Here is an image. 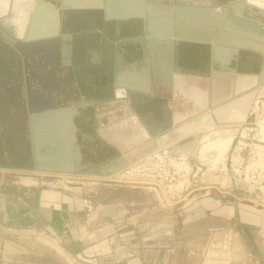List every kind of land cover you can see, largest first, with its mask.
Segmentation results:
<instances>
[{"label":"flooded vegetation","instance_id":"af4514ba","mask_svg":"<svg viewBox=\"0 0 264 264\" xmlns=\"http://www.w3.org/2000/svg\"><path fill=\"white\" fill-rule=\"evenodd\" d=\"M30 1H42L57 11L59 30L51 31V38L25 42L9 25L15 0H10L9 12L0 16V168L24 170L35 164L31 122L40 111L76 110L77 144L83 160L95 167L120 155L127 158L119 151L123 146L119 138L112 131L105 132L111 126H122L119 122L131 118L149 133L147 128L156 131L169 115L174 117L173 88L166 86L164 74L157 77L151 98L137 111L121 109L122 99L112 93L118 55L124 69L131 70L139 62L147 70L141 64L148 57L143 48V21H108L103 15L90 17L84 11L63 13L58 0ZM190 49L182 48L177 65L207 74L205 50Z\"/></svg>","mask_w":264,"mask_h":264},{"label":"water","instance_id":"95a60500","mask_svg":"<svg viewBox=\"0 0 264 264\" xmlns=\"http://www.w3.org/2000/svg\"><path fill=\"white\" fill-rule=\"evenodd\" d=\"M180 1L58 0L63 13L84 11L90 17L96 14L103 15L108 21H143L146 31L143 48L145 53H148V57L141 64H145L147 70L144 72V69L140 68L139 62L134 63L131 70L124 69L121 56H117V76L112 93H116L114 95L117 100L122 99L124 108L121 109H124V111H130L131 109L137 111L140 105H145L146 100L151 98L152 87L158 85L156 79L161 74L166 75V86L174 89L175 84L177 85L178 83L176 80L178 77L183 78L191 75L207 78L209 75L211 76V72L212 76L222 73L220 70L217 71V66L223 65V62L227 64L235 62L239 50H250L264 55V4L262 6L257 5L252 3L251 0H202L208 1L212 5L210 8H203L184 7L181 6ZM262 2L264 3L263 0ZM49 6V4L46 5L42 1L31 6L28 21L22 30V40H25V42L45 40L53 36L50 34L51 31L55 30L57 33L59 30V13L53 11L52 7L50 9ZM2 8L3 5L0 1V11ZM257 21L261 23L258 24ZM194 30L200 31V33L197 34ZM225 34H230L231 36L228 38ZM238 37L245 39V42L239 40ZM252 42H258L260 46ZM183 47L205 50L208 58L207 74L185 71L177 65L179 54ZM211 66L213 67L212 71ZM263 85L264 67L257 82H254L253 79H248L246 83L247 91ZM205 96L208 97V94H205ZM186 98L189 99L188 97ZM189 100L194 104L191 99ZM261 100V98L258 99L257 104ZM195 107L201 109L199 113L209 112L214 115L211 106L207 102L200 106L195 105ZM75 111V109L46 113H44L45 111H40L41 115L32 117L31 129L35 160V164L31 166L33 170L46 175H81L96 178L124 176L123 178L128 179L138 177L162 184L163 177L160 173L150 174L152 169L155 172L157 171L156 166L147 170V164H141L140 162L136 168H131L128 159L124 155H120L119 158L97 167L86 163L77 144L76 127L73 121ZM97 111L95 109V112ZM174 118L175 116L169 115L162 127L156 131L147 128L149 133L137 123H134L132 119H130V124L137 140L147 135L155 138L162 134L171 133L173 129L186 123L191 117H184L180 122H175ZM140 127L142 129L138 130ZM143 131L146 134H142ZM168 148L161 149L160 151L163 152L160 156L157 154L151 155L150 160H156L155 165H161L158 162L161 157L173 158V154L168 152ZM177 157L179 158L176 160L181 161L182 166L185 167V158L183 156ZM19 179L25 184L50 185L64 190H67L64 186L68 187L71 184L69 182L66 183L64 180H43L33 177ZM184 184L185 182L173 185L163 183L162 185L168 190V193L173 192V190L182 193ZM242 184L245 186L244 190L248 187L247 192L249 194L257 195L259 192L261 194L259 197H264V186L257 188L253 184ZM85 195V199L88 200L90 197ZM208 195H210V192L206 193V196ZM31 231L34 236L38 237L37 241L56 251L67 264H84L65 247L49 240L45 233L37 230ZM172 235L171 232H168L156 237ZM154 238L155 236L142 238L130 242L129 245L150 242ZM44 240H47V243ZM261 252L264 256V248Z\"/></svg>","mask_w":264,"mask_h":264},{"label":"rangeland","instance_id":"374dc122","mask_svg":"<svg viewBox=\"0 0 264 264\" xmlns=\"http://www.w3.org/2000/svg\"><path fill=\"white\" fill-rule=\"evenodd\" d=\"M176 80L182 85L180 87L177 83L173 89L175 98L172 100V111L174 116L191 117L186 123L178 125L171 133L162 137L153 138L147 135L137 140L130 124L131 118H124L122 122H119L122 126H111L105 132L110 134L112 131L111 133L119 138L120 143L123 144L119 151L127 155L131 168H136L140 162L147 164V170L154 168L157 161L150 160V156L162 155L163 151L160 150L166 147H169L168 152L173 154L172 160L179 162L176 160L179 158L177 156H183L186 165L183 166L181 176L175 183L185 182L182 193L175 190L168 193L161 183L138 177L128 179L121 176L96 178L81 175H46L36 172L31 167H26L24 170L0 168V178L5 177L9 181H16L19 178L39 176L43 180H64L66 183H71L68 187L64 186L67 190L86 191L85 196L90 197L88 201L93 205L96 203L119 204L121 210L125 211L123 216L126 222L136 228L133 241L155 236L150 242L133 245L141 248L151 247L149 253L151 256H145L148 264H164L166 259H168L167 264H175L177 240H179L178 243L183 242L184 252L191 256L192 251L197 249L199 241L207 238L214 239L215 249L213 251L222 253L221 255L215 253L217 257H214L215 260L212 261L220 259V264L225 262L229 259L228 248L231 249L233 244L237 246L236 243L239 241L238 237L229 236L230 231L227 227L229 223L239 225L238 212L246 206L260 210L264 208V197L246 196L244 184L234 178L230 160L233 157V148L238 142V136L233 141L231 151L227 150L225 154L223 150L226 143L231 145L233 133H239L237 130L241 118L242 120L246 118L248 110L256 102L254 100L256 94L255 91H250L234 100L230 104L242 101L233 104L236 109H230L229 115L226 111H219L217 117L220 120H217L215 115L209 112L199 113L201 109L195 107L183 95L192 88H198L210 96V81L207 78L198 79L186 76L178 77ZM184 82H186L185 88L183 87ZM244 100H247L245 107ZM230 104L221 108H227ZM234 116L238 119L230 120ZM137 125L141 126V124ZM141 127L138 130H141ZM207 192H210V195L206 196ZM207 200L216 202L217 208L210 209V211L205 209L204 202ZM225 208H231L236 213L230 220L231 215H225L222 212ZM213 223L215 227L207 226ZM168 232L173 235L156 237ZM45 236L63 246L56 238L47 234ZM37 238L31 230L27 232L8 230L6 235L2 233L0 236L7 247L20 254L24 264H67L56 251L37 241ZM165 248L172 252L169 253L168 258H160L161 253L159 254L158 251L166 250ZM224 248L227 249L225 252ZM75 257L84 264H98L84 262L76 255Z\"/></svg>","mask_w":264,"mask_h":264},{"label":"crops","instance_id":"0c3cea01","mask_svg":"<svg viewBox=\"0 0 264 264\" xmlns=\"http://www.w3.org/2000/svg\"><path fill=\"white\" fill-rule=\"evenodd\" d=\"M254 1V4L257 5L264 4L262 0ZM179 3L184 7L210 8L212 6L210 2L202 0H181ZM257 23L261 22L257 21ZM195 33L199 34L200 31ZM225 36L229 38L231 35L225 34ZM238 38L245 42V39ZM252 43L260 46L258 42ZM202 50L190 49L197 53ZM204 56H206L205 53ZM222 64L217 66V71L220 70L222 73L212 76L211 72V76L207 77L210 81V96H205L203 99L211 106L217 120L220 119L216 112L223 110L228 114L230 109H236L233 104L242 100L230 103L250 92L247 91L246 83L248 79H253L254 82L259 79L264 67V55L250 50H239L235 62L230 64L223 62ZM212 69L211 66V71ZM187 77L203 79L191 75ZM181 85L182 83H179L180 87ZM183 87H186V82L183 83ZM251 91H255L254 100L256 102L250 107L247 115L256 106L258 99H264V85ZM183 95L194 100L193 102L198 97H200V101L202 99V91L198 88H192ZM244 103L245 107L247 100H244ZM226 104L230 105L227 108H221ZM235 117L237 116L230 120L238 119ZM243 121L241 118V123ZM236 137L235 132L232 135L231 145L226 143L224 146L225 154L227 150L231 151ZM36 178L38 179L39 176ZM85 193L84 190L71 192L50 185L25 184L21 179L9 181L5 177L0 178V236L2 233L6 235L8 230H37L56 238L68 251L84 262L148 264L145 256H151L149 255L151 247L141 248L129 245L135 239L136 228L126 222L123 216L125 211L121 210L119 204L96 203L93 205L92 202L85 199ZM217 206V203L212 200L204 202V208L208 211L216 209ZM222 212L225 215H231L229 220L236 214L231 208H225ZM238 217L239 225L229 223L227 227L230 231L229 236H236L239 241L236 243L237 246L233 244L231 249L228 248L229 259L221 264H264V256L261 252L264 248V208L260 210L256 207L246 206L239 210ZM207 226L215 227L216 225L213 223ZM178 241H176L175 264H211L212 260H215L214 257H217L214 255L217 252L213 251L215 249L214 239L207 238L199 241L197 249L192 251L191 256L184 252L183 242L178 243ZM226 250V248L223 249L224 252ZM158 252L161 253L160 258H168L172 251L166 249ZM217 254L221 255L222 253L218 252ZM218 260L213 264H220V259ZM163 263L167 264L168 259ZM0 264H24L20 254L7 247L2 239H0Z\"/></svg>","mask_w":264,"mask_h":264},{"label":"built area","instance_id":"2783aa9c","mask_svg":"<svg viewBox=\"0 0 264 264\" xmlns=\"http://www.w3.org/2000/svg\"><path fill=\"white\" fill-rule=\"evenodd\" d=\"M237 132H239L238 142L233 148V157L230 160L234 178L247 185L262 187L264 186V99L238 125ZM158 162L161 165H155L157 171L152 169L150 174L160 173L163 177L162 184L177 183L183 171L181 161L177 162L165 156ZM247 190L248 187L244 190L247 196H261L259 192L257 195L249 194Z\"/></svg>","mask_w":264,"mask_h":264},{"label":"bare ground","instance_id":"6f19581e","mask_svg":"<svg viewBox=\"0 0 264 264\" xmlns=\"http://www.w3.org/2000/svg\"><path fill=\"white\" fill-rule=\"evenodd\" d=\"M0 1L3 5V8L0 11V16H3L9 12L8 10H9L10 4H9V0H0ZM251 2L255 3L254 0H251ZM33 4L34 3H32L30 0H15V5L13 6L14 7L13 8L14 16L11 18V21H9V25H12L15 27L16 36L20 39L23 37L22 30L28 21L29 10ZM179 83L180 82L178 81V85H179ZM204 97H205V93L202 92L201 101H200V97H198L197 100H195L194 104L197 106L203 105V103L205 102V100H203ZM192 101H194V100H192ZM219 113H220L219 111L216 112L217 116L219 115ZM222 118H223V116H222ZM174 119H175V122H180L184 119V117L176 115ZM142 134H146V133L143 131ZM121 177H124V176H121ZM44 241L47 243V240H44Z\"/></svg>","mask_w":264,"mask_h":264}]
</instances>
